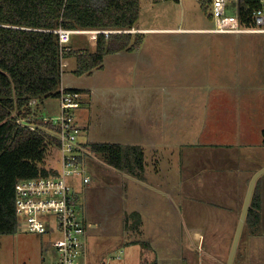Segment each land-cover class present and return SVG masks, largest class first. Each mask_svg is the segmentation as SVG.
Segmentation results:
<instances>
[{
	"label": "rangeland",
	"instance_id": "1",
	"mask_svg": "<svg viewBox=\"0 0 264 264\" xmlns=\"http://www.w3.org/2000/svg\"><path fill=\"white\" fill-rule=\"evenodd\" d=\"M92 1L98 6L103 0ZM140 3L138 23L143 26L156 28L180 25L207 29L214 27L209 17V8L204 10L200 0H140ZM132 33L136 32L133 30ZM180 37L181 35L172 33L147 34L144 36L142 48L137 53H132L128 60H229L230 70L227 79L224 82H214V89L217 91L200 87V81L199 87L197 86L198 93L190 89L192 87L185 82L186 80L172 81L169 87L180 95L176 100L180 102L181 107L197 108L199 115L206 109L205 120L199 125L206 123L213 126L212 139L221 136L233 137L235 132L238 139L240 128H244L243 110L253 109L249 116L255 118L254 122L260 114H263L261 106L264 104V34L194 33L183 35L181 40ZM181 42H184L182 49ZM93 44L88 35L72 34L68 45L75 48H91ZM124 54L125 51L119 57L108 56L105 60H123L121 57ZM75 64L76 58L72 56L61 75L62 84L93 89L87 101L88 113L85 114L88 124L86 128L78 124L81 127L78 142L83 144L84 149L82 166L78 174L73 173L67 178L68 184L77 195L76 217L86 227V236L83 238L86 257L82 254L79 261L85 264H151L152 262L157 264L152 261L156 257L158 264H197L201 261L204 262L203 264H226L231 243L228 234L229 232L233 234L235 225L179 224V222L175 223L177 219L172 214L166 215L172 210L174 203L181 201V193H174L172 196L173 164L174 169H177V165L180 167L178 173L181 171L182 175L181 191H192L194 194L196 190V196L211 201L205 196V188L200 183L203 176L199 173L207 171V179H211L216 169H220V175L224 176L223 171L227 167L224 163L221 164V156L227 155L226 147L202 144V140H209L210 135L198 126V129L193 128L199 135L196 145L158 144L155 148H158L159 153H154L153 149L149 153L147 149L144 177L145 182L152 187L144 189L143 192L138 191L131 184L138 183L140 179L132 178L107 165L100 154L89 151L86 145L116 143L130 139L131 142L144 141L145 147L150 148L152 146L150 144L148 146V142L156 141L154 137L156 135L152 131L150 134L146 132L142 123L146 120L150 121L149 125L152 123L154 126L158 125L157 117L150 115V111L161 107V100L168 101V105L172 107L177 106V102H174L173 98L165 96L167 98L163 99L159 96L158 81L154 78L151 65L149 83H145L142 87V90L148 91L149 95L115 96L116 102H121L122 105L117 110L113 109L109 80L102 81L99 75L78 77L74 74ZM131 84L134 88L137 87L135 78L131 80ZM104 86V91L100 90V87ZM219 91L220 93H217ZM58 103V98H47L35 108L38 112L37 116L48 117L47 120L54 121L59 113ZM116 123H118L117 129ZM184 130L182 129L183 132ZM153 131L159 133L157 127ZM145 132L147 135L143 134ZM117 133L131 135L130 138H124ZM259 139L264 142L262 133H259ZM236 149L238 147L232 150L236 153ZM262 153L263 164L264 146ZM189 154H194L192 166L186 161ZM53 156L48 163L58 169L59 155L56 150ZM175 157L179 159L177 163L173 160ZM154 165L162 166L159 176L152 175L151 167ZM193 171L192 183L195 189L191 190V181L187 183L186 179H189V172ZM83 178H87L88 181L84 183ZM226 180L228 179L215 178L212 187L215 192L208 194V197L227 198L232 187L226 183ZM219 190L221 192H216ZM136 210H140L139 212L145 215L143 231L141 226L140 230H135L136 219L128 217ZM150 212L155 215H146ZM191 228L205 236L206 241L203 246L201 243L198 245V241L194 243L193 235L189 233ZM53 238V234L37 235L20 229L13 235H2L0 264H52L56 259ZM143 240L151 243L153 251H142L141 245L136 242ZM190 246L195 250L191 251ZM198 246H200L199 250H197ZM212 254L215 257L219 254L220 260L211 258ZM205 258L206 260H203Z\"/></svg>",
	"mask_w": 264,
	"mask_h": 264
},
{
	"label": "trees",
	"instance_id": "2",
	"mask_svg": "<svg viewBox=\"0 0 264 264\" xmlns=\"http://www.w3.org/2000/svg\"><path fill=\"white\" fill-rule=\"evenodd\" d=\"M200 2L204 10L208 9L209 0ZM239 3L240 23L253 26L251 13L260 8L261 1ZM139 17L140 0H103L98 6L92 0H0V236L19 230L17 182L58 176V169L48 163L54 151L58 153V126L39 118L33 106L59 97L61 60L75 56L74 74L90 75L102 68L107 55L137 50L144 37L140 33L98 34L91 48H69L61 54L58 36L53 31L131 30ZM262 136L264 139V130ZM86 148L100 154L114 169L137 179L143 177L144 152L140 146L93 143ZM82 159L80 156L79 161ZM259 183L260 178L242 229L253 235H259L261 230ZM73 197L77 200L76 193ZM128 217L136 219L137 229L139 215L133 212ZM139 243L148 246L146 242Z\"/></svg>",
	"mask_w": 264,
	"mask_h": 264
},
{
	"label": "crops",
	"instance_id": "3",
	"mask_svg": "<svg viewBox=\"0 0 264 264\" xmlns=\"http://www.w3.org/2000/svg\"><path fill=\"white\" fill-rule=\"evenodd\" d=\"M141 4V3H140ZM140 19V17H139ZM139 21V20H138ZM137 21V23H138ZM135 24L132 28L136 33L143 34V36H147V34H155V33H172L174 35H181L180 40L183 39V35L194 34V33H213L210 32L213 28H199V27H182L180 25L175 27H148L146 25ZM218 34V33H215ZM259 34V33H253ZM144 43V37H143ZM141 46L133 51V52H125L121 58L123 60H105L108 56L119 57L120 53L107 55L103 60L102 68L95 69L91 75H99L102 81L109 80L110 86V96L112 99V107L113 109H119L121 107V102H116L115 96H126L128 97H146L149 95L148 91L142 90L144 84H148V80L150 78V67L152 65V71L154 78L158 81V87L160 89L159 96L164 98H173L174 102H177V106H169L168 101L161 100V107H158L154 111H150V115L153 114L158 119V125H151L150 121H146L142 124L145 125L143 129L146 130L150 134V131L156 136V141L149 140V144L152 146L150 148L145 147V142L142 141H130V139L125 141H118L117 144L122 145H137L143 149L144 159L147 154V149L150 151L153 149L155 152H158V148H155L156 145H173V146H188V145H196L198 143V133H196V129L198 126L205 130L209 136V140H202V144L205 145H223L226 147L227 155L224 157L221 156V164L227 167L225 171H223L224 176L220 175V169H216L214 175H212L211 179H207V171H201L199 173L203 178L200 181L201 186H203L205 196L210 200L205 201L201 196L198 197L192 194V191L186 192L181 191L180 183H181V171L178 173V165L177 169H174L173 164V174H174V193H181V201L174 203L171 207L172 210L166 213V215H173L177 221L175 223L179 224H187V225H196V224H205V225H236L238 223V219L240 216V212L242 209L243 201L245 198V194L247 191L248 183L252 177V175L258 171L260 168L264 166V163L261 162L262 157V148L264 146V142L259 139V133L261 134L264 130V104L263 114H260L256 122H254L255 118L253 116H249V113L253 111V109L246 108L243 110V119L244 128H240L238 134L239 137L237 139L236 132L233 134V137L223 138L222 136L216 139L213 138V126L209 124L199 125L201 122H204V116L206 113V109L199 115L198 109L193 107H181L180 102L176 100L177 96H180L175 89L169 87L170 82L172 81H183L187 82L196 93H198V87H203L205 89L209 88L211 91H217L214 89V82H224L227 79V74H229V60H128V57L132 53H137L143 46ZM74 50H81L84 48H75L73 46H69ZM184 47V42L180 43V48ZM71 57L64 59V68L67 67L68 61ZM117 59V58H116ZM76 65V64H75ZM137 81V87L134 88L131 84V80L134 79ZM201 82L198 86V82ZM101 82V81H100ZM99 83V82H98ZM194 83L196 84L194 86ZM198 86V87H197ZM61 87L66 89H77L81 90L82 100L81 106L75 111V120L78 124H81L83 128H86L88 124V118H85V114L88 113L87 107L88 100L93 93L92 87H78V86H65L62 84V76H61ZM94 88V87H93ZM104 87H100V90L104 91ZM196 89V90H195ZM178 90V89H177ZM198 90V91H197ZM95 91V88H94ZM217 93H220L217 92ZM167 96V97H165ZM45 100L40 101L39 103H44ZM39 103H36L33 107L34 109L38 106ZM46 103V102H45ZM59 104V103H58ZM47 105V104H46ZM45 106V105H44ZM258 106L256 107V112L258 111ZM36 111V110H35ZM37 112V111H36ZM38 114V112H37ZM41 116V115H40ZM44 117V115L42 116ZM48 118L44 117L43 119ZM241 118V117H240ZM263 120V123H262ZM261 121V123H259ZM163 123V124H162ZM118 123H116L117 129ZM184 126V127H183ZM158 128L159 133H155L153 129L156 130ZM196 128V129H193ZM182 129H185L184 132ZM224 129V128H222ZM145 133V135H147ZM117 135L122 136L124 138H130L131 134H121L117 133ZM150 137V136H149ZM212 139V141H211ZM81 146L83 144H80ZM83 147V146H82ZM238 147L234 152L233 148ZM194 154H189L186 157L187 163L192 166V157ZM178 157V156H177ZM208 157V156H207ZM174 162L177 163L178 158L173 159ZM218 163V161H217ZM261 163V164H260ZM145 167V166H144ZM152 175L159 176L161 173L162 166L157 167L156 165L152 166ZM143 170V177L138 181V183H132L131 185L142 192L144 189L152 187L148 183L145 182ZM194 175L193 172H189V179H186V182L191 181V190L195 189L192 183V177ZM177 177V178H176ZM135 178V177H132ZM217 178L219 180H226L228 185H231V189L229 190L230 195L226 198H214L208 197V194H212L215 190L212 189L214 179ZM140 182V184H139ZM256 185V184H255ZM255 188V187H254ZM254 191V190H253ZM151 192V191H147ZM216 192H221L216 191ZM259 193H260V223L261 230L259 235H253L249 231L244 230L241 232V236L239 239L237 251L233 260V264H264V174L260 177L259 183ZM226 198V199H225ZM220 199H224L220 201ZM173 201V199L171 198ZM140 211V210H139ZM136 210V213L140 217V225L135 230L143 231L144 225V216L142 212ZM146 215H155L147 213ZM158 215H160L158 213ZM128 224V221L126 219ZM125 222V223H126ZM235 231V229H234ZM229 232V242H232V238L234 235ZM193 237L192 240L198 241V245L201 243V246L205 244L206 238L202 236L199 231H196L194 228L190 229V232ZM232 234V235H231ZM139 242H146L148 246H142L140 243H137L139 246L141 245L142 251H153V247L150 242L143 240ZM231 243L229 244V247ZM85 249V247H84ZM191 251L195 250L192 246H190ZM200 249V246L197 247V250ZM230 249V248H229ZM214 254V253H213ZM212 254L211 258L214 257L216 261L220 260V256H214ZM83 256L85 255V250L83 251ZM199 256V255H198ZM222 256V255H221ZM223 257V256H222ZM43 260V259H42ZM203 260H206L203 259ZM152 261H155L158 264V259L155 257ZM151 261V262H152ZM196 262V261H195ZM81 264H85L80 261ZM90 263V262H89ZM197 263V262H196ZM204 262H198L197 264H203Z\"/></svg>",
	"mask_w": 264,
	"mask_h": 264
},
{
	"label": "built area",
	"instance_id": "4",
	"mask_svg": "<svg viewBox=\"0 0 264 264\" xmlns=\"http://www.w3.org/2000/svg\"><path fill=\"white\" fill-rule=\"evenodd\" d=\"M261 6L251 13L253 26H243L238 14L239 0H209L210 19L214 27L210 32L218 34L259 33L264 34V0ZM58 36L61 54L69 50L72 34L88 35L95 40L98 34L132 33L133 30H67L58 28L53 31ZM64 59L61 69L64 70ZM82 94L78 91L59 88V113L54 121L58 126L59 168L57 177L30 179L17 182L16 213L19 229L37 235L53 234L56 259L52 264H81L80 256L84 251L83 238L85 225L76 217L74 191L67 182L73 173L78 174L82 166L79 157L84 153L78 142L81 127L75 120V111L81 106ZM34 104V102L32 103ZM44 121H48L46 118ZM34 129V126H30ZM87 178H83L86 183ZM45 259L43 258V261Z\"/></svg>",
	"mask_w": 264,
	"mask_h": 264
},
{
	"label": "water",
	"instance_id": "5",
	"mask_svg": "<svg viewBox=\"0 0 264 264\" xmlns=\"http://www.w3.org/2000/svg\"><path fill=\"white\" fill-rule=\"evenodd\" d=\"M263 174H264V166L262 168H260L258 171H256L252 175V177H251V179H250V181L248 183L247 191H246L245 198H244V201H243V205H242V209H241L240 216H239V219H238V223L236 225L235 232H234V235H233V238H232V242H231V246H230V249H229V253H228L227 260H226V264H233V260H234V257H235L236 251H237L239 239H240L241 232H242V229H243V225H244V221H245V218H246V214H247V211H248V208H249V205H250V201H251V197H252V194H253V190H254L256 181Z\"/></svg>",
	"mask_w": 264,
	"mask_h": 264
}]
</instances>
